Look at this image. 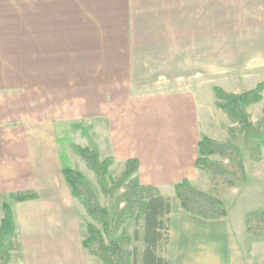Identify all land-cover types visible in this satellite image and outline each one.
<instances>
[{
	"label": "crops",
	"instance_id": "obj_1",
	"mask_svg": "<svg viewBox=\"0 0 264 264\" xmlns=\"http://www.w3.org/2000/svg\"><path fill=\"white\" fill-rule=\"evenodd\" d=\"M30 1L44 18L40 55L32 56L37 73L23 90L9 74L22 73V0H0V219L7 201L22 264H89L56 140L57 124L77 120L106 125L94 133L101 160L113 158L110 167L120 171L138 160L139 181L172 198L170 264H264V234L246 228L249 216L264 211V190L254 185L258 167H246L247 182L222 196L196 166L199 141L209 137L195 87L214 75V0ZM34 22L31 14L29 26ZM237 46L232 64L240 73L264 68V27L240 33ZM228 141L245 159L243 137L230 128ZM184 180L221 199L227 215L206 219L183 209L176 185ZM23 191L39 198L11 197ZM236 196L256 208L233 218L227 203Z\"/></svg>",
	"mask_w": 264,
	"mask_h": 264
},
{
	"label": "trees",
	"instance_id": "obj_2",
	"mask_svg": "<svg viewBox=\"0 0 264 264\" xmlns=\"http://www.w3.org/2000/svg\"><path fill=\"white\" fill-rule=\"evenodd\" d=\"M213 90L219 99V107L233 123L238 124L239 129L236 130L243 136L250 157L254 161H260L264 150V115L260 121L254 123L248 108L262 100L264 81L256 88L240 93L228 92L220 86H214ZM62 125L81 129L82 134L88 139L87 147H76L77 153L85 160L88 168L99 176L105 185L106 193L110 195L107 180L113 158L101 160L100 149L89 133L90 126H86L83 120L59 123L57 129ZM56 140L61 147L59 156L62 173L71 188L72 195L81 199L93 220L102 224V230L93 223L87 224L86 236L82 241L84 249L90 255L97 257L102 264H170L168 244L172 198L162 195L154 186L143 185L139 181L136 176L139 168L138 160H128L120 174L116 189H123V192L117 198V210L112 215L101 204L94 186L73 167L65 145V142L70 140L59 135ZM198 146L200 156L196 160V166L212 175V181L218 190L234 185V180L230 177H234L235 180L245 179L244 158L239 146L229 142H218L208 137L201 139ZM212 154L229 158L234 167L228 169V167L216 166L207 158ZM176 194L183 209L189 213L206 219L227 215L221 199L197 189L188 180L176 185ZM11 197L22 202L37 199L39 195L31 191H23L11 194ZM3 210L0 219V248L6 242L8 252H12L15 260L22 262V245L13 210L7 201L3 203ZM131 221L135 224L133 238L135 245L132 249L128 247L132 239L125 234V228ZM246 228L251 235H263L264 213L249 216L246 220ZM111 230L124 233L119 242L105 239V234L110 235Z\"/></svg>",
	"mask_w": 264,
	"mask_h": 264
},
{
	"label": "rangeland",
	"instance_id": "obj_3",
	"mask_svg": "<svg viewBox=\"0 0 264 264\" xmlns=\"http://www.w3.org/2000/svg\"><path fill=\"white\" fill-rule=\"evenodd\" d=\"M41 11V7L36 3V1H34V3H31L30 0H22V73L20 74V76L10 72L9 74H14V81L21 79L20 82L23 90H28L31 86V73H37V68L35 66L34 70L32 69V56L35 57L34 61H36L37 55H40V53H38L40 47L38 43L40 42L39 32L41 31L40 21H42L41 17L44 18V12ZM31 14L33 20L35 21L34 28L29 26L31 25ZM213 20L215 34L214 75L212 79L210 78L207 82L201 85H197L195 88L197 89V95L199 97L201 127L208 134V138L218 142H229L228 140L230 139V128L235 133L239 134L238 130H236L239 129V126H232L233 124H230L228 116L218 105L219 99L216 96L213 87L220 86L228 92L240 93L243 91L254 89L264 81V68H247L248 70H245L247 74L244 75V72L240 73L237 66L233 65L236 64L234 62V59L237 57L238 35L245 30H252L254 27L257 28V26L264 27V0H214ZM33 47L35 48L33 49ZM262 56L264 57V52L262 53ZM252 64L253 63L250 64V67H253ZM1 72H4V69ZM248 112L251 115V120L254 123L260 121V119L264 115V91L262 92V100L255 104H252L248 108ZM84 124L86 126H90L89 133L93 136V139L95 131L104 132L103 130L106 129V125L100 122L93 125V122L84 121ZM56 135L66 137L68 140H70L69 142H65V145L73 167L76 170L80 171L89 180V182L96 189L101 204L106 209H108L112 215H114L117 210V198L123 192V189H116L117 182L122 172L120 171L121 167L114 166L109 168V177L107 180V189L111 192V194L109 195L108 193H106L104 189L105 185H103L99 176L88 168L85 160L77 153L76 147L84 148L88 146V139L82 134L81 129H74L72 127H69L68 125H62L56 130ZM70 142H73V144H70ZM60 148L61 147L59 146V149ZM211 156L214 157L213 159H216L217 163L211 160ZM207 158L211 162L215 163L216 166L228 167V169L234 167L232 166L229 158L221 156L220 154H212ZM244 166L246 173L245 179L235 180L234 177H230L231 180H234V185L231 187L225 188L224 190L220 191L216 188L215 184L212 181L215 190L219 195L223 196L228 190L232 189L239 182H247L248 174L246 167H258V174L257 176H255L256 181H254V185L258 186V188L259 186H261V191L264 190V150L262 159L260 161H254L250 157L249 152L246 150ZM70 205L73 218L76 222L77 238L79 244L82 243L83 239L86 236L87 224L93 223L99 229H103L102 224L93 220V218L88 214L81 199L75 198L74 200H72V203ZM227 206L233 218L237 217L239 214L245 211H248L249 209L254 210L256 208L255 202L253 200L243 201V198L241 196L232 198V201L230 203H227ZM261 213H264V211H262ZM128 226L125 228V234L132 239L128 244V247L132 249L135 245V242L133 240L135 226H131L130 230H128ZM128 231L130 232V234ZM123 236L124 233L122 231L115 232L111 230L110 235L105 234V239L107 241L109 239H114L119 242ZM86 255L89 264H98V262H96L97 260L95 258H92L90 254ZM5 263H23V260L22 262L21 260H15L12 252H8L6 242L0 248V264Z\"/></svg>",
	"mask_w": 264,
	"mask_h": 264
}]
</instances>
